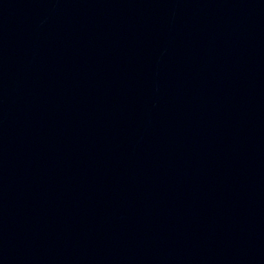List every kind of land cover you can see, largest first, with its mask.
Segmentation results:
<instances>
[{"label": "water", "instance_id": "1", "mask_svg": "<svg viewBox=\"0 0 264 264\" xmlns=\"http://www.w3.org/2000/svg\"><path fill=\"white\" fill-rule=\"evenodd\" d=\"M0 264H264V0H0Z\"/></svg>", "mask_w": 264, "mask_h": 264}]
</instances>
